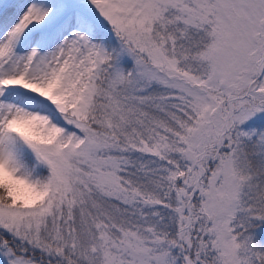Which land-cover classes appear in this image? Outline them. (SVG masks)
Listing matches in <instances>:
<instances>
[{
	"label": "snow or ice",
	"instance_id": "obj_1",
	"mask_svg": "<svg viewBox=\"0 0 264 264\" xmlns=\"http://www.w3.org/2000/svg\"><path fill=\"white\" fill-rule=\"evenodd\" d=\"M0 264H264V0H0Z\"/></svg>",
	"mask_w": 264,
	"mask_h": 264
}]
</instances>
